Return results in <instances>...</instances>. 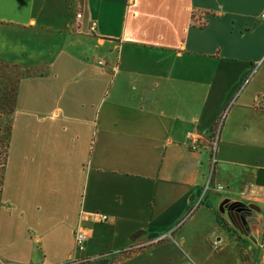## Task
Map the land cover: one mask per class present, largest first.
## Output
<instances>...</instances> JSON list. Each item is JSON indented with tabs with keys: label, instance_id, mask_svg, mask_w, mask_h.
<instances>
[{
	"label": "crops",
	"instance_id": "obj_1",
	"mask_svg": "<svg viewBox=\"0 0 264 264\" xmlns=\"http://www.w3.org/2000/svg\"><path fill=\"white\" fill-rule=\"evenodd\" d=\"M263 13L264 0H0V65L16 93L0 259L253 264L255 243L260 264ZM224 115L212 185L225 189L205 191ZM224 202L257 208L248 237ZM239 240L252 245L242 261Z\"/></svg>",
	"mask_w": 264,
	"mask_h": 264
},
{
	"label": "built area",
	"instance_id": "obj_2",
	"mask_svg": "<svg viewBox=\"0 0 264 264\" xmlns=\"http://www.w3.org/2000/svg\"><path fill=\"white\" fill-rule=\"evenodd\" d=\"M80 16L81 15H78V17H80ZM260 18L264 21V13L261 14ZM97 30H98L97 22H92V24L90 26V32L95 33ZM224 117H225V115L216 123V125L214 126L213 131L211 133L212 139H211V145H210V162H209V174H208L209 178H208V181L206 184L205 191L215 190L217 192H222L225 189L221 185H216L215 187H213V185H212V177L214 174L215 166L218 162L217 148H218V142H219V138L221 135V130H222L223 122H224ZM188 136L190 139V145H191L192 150H198L199 146H200V142H199V137L197 136V134L195 132H189ZM100 219L102 222H107L109 220L108 216H105V215L100 216ZM170 235H171V232H169L168 235H166V236H162V237L148 243V245L159 243ZM86 244H87L86 234L81 230L77 231L75 233V249H76V251L77 252H83L86 248ZM143 246L144 245L139 246L137 248H140ZM128 251H125V252H128ZM263 251H264V245H263ZM88 263H89V261L80 262V264H88ZM260 264H264V255H263V258H262Z\"/></svg>",
	"mask_w": 264,
	"mask_h": 264
},
{
	"label": "rangeland",
	"instance_id": "obj_3",
	"mask_svg": "<svg viewBox=\"0 0 264 264\" xmlns=\"http://www.w3.org/2000/svg\"><path fill=\"white\" fill-rule=\"evenodd\" d=\"M13 74H14V71L12 69H7L5 67L0 66V99H1V97H3V100L6 99L4 101V104H5L4 109L0 110V112L2 114V120H1L2 131L0 132V151L3 150L6 147V145L8 144L7 137H8L9 132H5V127H7L8 123H9V120H8L9 116H8V114H5V113H7L9 108H10L11 97L13 96V87L12 86H9V87L6 86L5 87V81L4 80H5V77H10L12 80ZM12 85H13V83H12ZM4 159H5V153H3L0 156V188H1V175H2L1 167H2V163H4ZM230 205H228V206H230ZM243 208H246V207H243ZM249 222H250L251 231L253 228H257L258 222L255 219H251V220H249ZM247 223H248V220H247ZM262 236H264V235H262ZM253 239H254V237H252L250 240L252 241ZM249 242L246 240H239L238 245H236V247L234 249V253H235V250L238 252V255L240 256V260L242 258L247 257V256H245L246 252L248 253L249 247L252 246V245H250ZM252 247L254 250H252V252H251V254H252L251 260H252L253 264H256L257 262H259V260L261 258L262 249L259 247V244L256 245L255 243H253ZM118 261H119V259L114 260L112 263L118 264L119 263ZM0 262L2 264L3 263L6 264V262H4L2 259H0ZM193 264H196V263H193Z\"/></svg>",
	"mask_w": 264,
	"mask_h": 264
},
{
	"label": "trees",
	"instance_id": "obj_4",
	"mask_svg": "<svg viewBox=\"0 0 264 264\" xmlns=\"http://www.w3.org/2000/svg\"><path fill=\"white\" fill-rule=\"evenodd\" d=\"M1 66V65H0ZM1 67H3V66H1ZM12 87H13V85H12V83L10 84ZM7 86V85H6ZM15 95H16V93H15V88L13 87V96L11 97V103H10V108H9V110H8V112L7 113H5V114H8V116H9V118H8V120H9V123H8V125H7V127H5V132H9L10 133V130H11V124H12V120H13V115H14V102H15ZM6 100V99H5ZM5 100H3V97H1V99H0V110H3L4 109V101ZM2 131V123L0 122V132ZM7 142H8V144L6 145V147L3 149V150H1L0 151V156L3 154V153H5V159H4V163H2V167H1V169H2V175H3V171H4V168H5V163H6V155H7V152H8V148H9V134H8V137H7ZM2 175H1V178H2ZM1 189V188H0ZM231 207H235V208H243V207H246L244 204H241V203H234V204H232V205H230Z\"/></svg>",
	"mask_w": 264,
	"mask_h": 264
},
{
	"label": "flooded vegetation",
	"instance_id": "obj_5",
	"mask_svg": "<svg viewBox=\"0 0 264 264\" xmlns=\"http://www.w3.org/2000/svg\"><path fill=\"white\" fill-rule=\"evenodd\" d=\"M244 210V208H242ZM241 208H233L231 206L226 207V210L229 211L231 218L235 221L236 224H238L239 229L243 233L244 237L249 236V226L247 223V220L251 217L244 218L245 211H241Z\"/></svg>",
	"mask_w": 264,
	"mask_h": 264
},
{
	"label": "water",
	"instance_id": "obj_6",
	"mask_svg": "<svg viewBox=\"0 0 264 264\" xmlns=\"http://www.w3.org/2000/svg\"><path fill=\"white\" fill-rule=\"evenodd\" d=\"M222 206L225 207V209H226V207L228 208L227 202H224V204ZM225 209H223V211H225ZM256 209L257 208L255 206L251 205V206H247L246 208H244V210L242 209L241 211H245L246 212L244 214V218H246V217H252V216H254L255 215L254 214V210H256ZM133 239L134 238H132V240Z\"/></svg>",
	"mask_w": 264,
	"mask_h": 264
}]
</instances>
